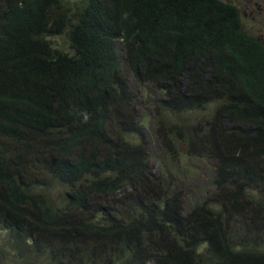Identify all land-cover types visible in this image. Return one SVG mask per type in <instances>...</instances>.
Here are the masks:
<instances>
[{
    "label": "trees",
    "instance_id": "16d2710c",
    "mask_svg": "<svg viewBox=\"0 0 264 264\" xmlns=\"http://www.w3.org/2000/svg\"><path fill=\"white\" fill-rule=\"evenodd\" d=\"M0 230V264H264V45L238 9L0 0Z\"/></svg>",
    "mask_w": 264,
    "mask_h": 264
},
{
    "label": "rangeland",
    "instance_id": "374dc122",
    "mask_svg": "<svg viewBox=\"0 0 264 264\" xmlns=\"http://www.w3.org/2000/svg\"><path fill=\"white\" fill-rule=\"evenodd\" d=\"M77 1H79V0H64V2L66 4L67 3L72 4V3H75ZM220 1L235 6L238 9L240 17H241V24H242L243 31L245 33H247L248 35L255 37L261 44L264 45V12H262L260 15H257L256 17H254L255 19H251L250 17H244L243 16L244 12H248V10L246 8V0H220ZM259 1L260 2L263 1V3H264V0H259ZM50 40L52 41L53 45H56V46L58 45L61 49L68 52V48L65 44V39H64L63 35L57 36L55 38H51ZM133 82H134V79H133ZM179 85H180V88L186 87V85H187L186 79L181 78ZM143 97H144L143 99H146V94H144ZM212 106L215 109H217L219 107V104L217 102H213ZM143 118H144L143 120L140 119V122L138 125H139V127L143 128V130L145 131L144 134L147 137H149L150 134L152 133V131H154V129H152L153 123L151 122V119L149 117L143 116ZM196 121L199 122L197 119H196ZM115 137L116 138L119 137L118 131H117ZM136 139H137L136 136H133V135H126L125 136V141H132L133 140L134 142L135 141L138 142L139 140L138 139L136 140ZM153 140H154V143H152V141H151L149 148H151L155 144V146L153 147V153H154V151L158 150V145H156L155 137ZM52 197H56V191L55 190H52ZM183 204L185 205L186 201L183 200ZM4 239H6V232H5V230L4 231L0 230V245H2ZM8 259H10V257L6 258V260H8Z\"/></svg>",
    "mask_w": 264,
    "mask_h": 264
},
{
    "label": "flooded vegetation",
    "instance_id": "af4514ba",
    "mask_svg": "<svg viewBox=\"0 0 264 264\" xmlns=\"http://www.w3.org/2000/svg\"><path fill=\"white\" fill-rule=\"evenodd\" d=\"M246 8L248 12H244L243 16L255 19L254 17L264 12V3L259 0H246Z\"/></svg>",
    "mask_w": 264,
    "mask_h": 264
},
{
    "label": "clouds",
    "instance_id": "9594fccd",
    "mask_svg": "<svg viewBox=\"0 0 264 264\" xmlns=\"http://www.w3.org/2000/svg\"><path fill=\"white\" fill-rule=\"evenodd\" d=\"M225 3V2H224ZM228 4V3H227ZM57 37V36H56ZM51 39V38H50ZM65 39V38H64ZM65 42H66V39H65ZM137 104V106H138V108H139V104L138 103H136ZM154 124V123H153ZM153 124H152V126H153ZM156 129H157V125L155 126V131H156ZM154 137H155V141H156V134L154 135Z\"/></svg>",
    "mask_w": 264,
    "mask_h": 264
}]
</instances>
